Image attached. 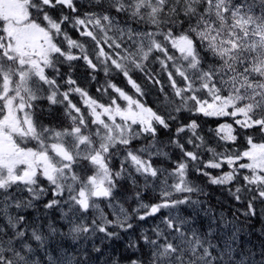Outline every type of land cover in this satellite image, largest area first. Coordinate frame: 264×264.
I'll return each instance as SVG.
<instances>
[{"label": "snow or ice", "instance_id": "1", "mask_svg": "<svg viewBox=\"0 0 264 264\" xmlns=\"http://www.w3.org/2000/svg\"><path fill=\"white\" fill-rule=\"evenodd\" d=\"M0 264H264V0H0Z\"/></svg>", "mask_w": 264, "mask_h": 264}, {"label": "trees", "instance_id": "2", "mask_svg": "<svg viewBox=\"0 0 264 264\" xmlns=\"http://www.w3.org/2000/svg\"><path fill=\"white\" fill-rule=\"evenodd\" d=\"M73 36H74V38H76L75 34H73ZM81 39H83V38H81ZM76 62H78V61H76ZM76 62H74V64H76ZM82 63H84V62L82 61ZM85 67L86 68L84 69V71L81 70V69L78 70V72H79L78 75H80L85 80V82H84V84H82V86L88 87L90 94H92V95H98L95 92V88L98 85L95 84V83H93V82H90V79H89L90 69H88L86 65H85ZM102 77H103V74L101 73L100 76H99V79H102ZM116 82L121 87H124L125 86L122 78H117L116 79ZM148 102L150 104H152L154 107L156 106V103H157V95H156L155 91H153V94H151L148 97ZM185 115H187V114H185ZM199 121L202 123V126H203V129H204L205 133L207 132V129L208 128L215 127V124H216V121L213 120V119H210V118L200 117L199 118ZM196 179H198L201 183H205V184L207 183V178H205V177H196ZM207 191L211 194L212 202L213 203H216L217 200H219L221 202H224L227 207H233L232 204H229L228 203V199L229 198L227 196V193L224 192V191H222L219 187L209 185L207 187ZM126 207H127V205H126Z\"/></svg>", "mask_w": 264, "mask_h": 264}, {"label": "rangeland", "instance_id": "3", "mask_svg": "<svg viewBox=\"0 0 264 264\" xmlns=\"http://www.w3.org/2000/svg\"><path fill=\"white\" fill-rule=\"evenodd\" d=\"M88 46L91 47V43L89 42ZM74 67H75V71L72 73L73 75V78L77 79L78 80V83H80L81 85L84 84L85 80L80 76L78 75V70L81 69L84 71V69L86 68L84 63H82V61H78L76 62V64H74ZM100 82L102 83L103 82V77L102 79H99Z\"/></svg>", "mask_w": 264, "mask_h": 264}]
</instances>
